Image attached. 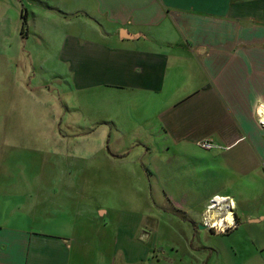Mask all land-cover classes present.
Listing matches in <instances>:
<instances>
[{
    "label": "crops",
    "instance_id": "crops-1",
    "mask_svg": "<svg viewBox=\"0 0 264 264\" xmlns=\"http://www.w3.org/2000/svg\"><path fill=\"white\" fill-rule=\"evenodd\" d=\"M122 28L140 36L121 39ZM50 53L58 55L53 69L43 66ZM57 67L68 68L77 89L135 98L122 117L100 116L98 125L110 122L115 138L137 140L148 180L163 174L164 199L118 210L102 198L86 207L76 195L88 193L17 187L25 174L11 171V153L27 141L14 139L19 111L27 121L31 111L56 108L50 84L67 80ZM260 105L264 0H0V264H156L162 232L171 246L185 239L197 258L189 241L206 232L203 213L215 195L234 202L238 222L232 233H216L227 234L245 264H264ZM203 141L215 146L202 148ZM239 225L261 231L239 239ZM209 248L212 258L218 249Z\"/></svg>",
    "mask_w": 264,
    "mask_h": 264
},
{
    "label": "rangeland",
    "instance_id": "rangeland-1",
    "mask_svg": "<svg viewBox=\"0 0 264 264\" xmlns=\"http://www.w3.org/2000/svg\"><path fill=\"white\" fill-rule=\"evenodd\" d=\"M57 56V53H50L47 57L49 61L43 65L44 68L47 66L55 68ZM56 72L64 74L67 78L65 81L50 84L57 90L54 93L49 92L56 108H49V112L31 111V119L27 121L25 120L27 114L19 111L20 118L16 121L14 139L27 141L23 146L15 144L11 153V171L25 174L21 180L18 179L20 185L15 181L17 187H26L33 191L45 189L64 193H88L91 194L88 197L76 195V198H85L86 207L99 205L100 202L97 200L102 198L107 199L103 203L118 210L130 206H135L137 209L144 208L146 201L151 202L154 198L164 199V193L170 190L160 188L163 186V174L153 173L157 179L154 181L155 186V183L148 180L147 169L150 166L140 161L139 149L134 147L137 140L129 137L115 138L118 134L110 122H104L105 126L98 125V122L104 121L100 120V116L122 117L123 112H126L128 99H132L135 103V98L126 90L108 87L77 89L73 81L71 82L68 68L64 70L57 67ZM107 99L110 101L109 104L105 103ZM47 119L55 121L56 125L46 124ZM92 127L96 128L94 135H90L89 129ZM108 143L111 144V149ZM104 146L106 151L97 149ZM127 146L128 153L125 152V155L116 153L117 150L123 148L125 150ZM155 152L156 157L163 159L158 150ZM145 162L149 163L148 156L145 157ZM92 198L95 199L91 200ZM235 209L234 205V212ZM204 215L205 212L203 218ZM250 227V231H247L245 226L239 225L240 229L236 232L238 238L241 239L245 232L257 234L261 231L255 225ZM161 228L162 226L160 231ZM206 229V232L201 233L200 236L196 234L193 242L189 241V249L201 254L197 258L186 252L188 246L185 239L180 238L178 245L171 246L170 241H163L169 235L162 232L158 241L159 246H163L160 249L164 253L159 254V258L156 256L158 252L154 254L158 259L155 261L156 264H245L243 258L239 259V256L233 253L231 243L225 237L235 229L221 235L215 231L214 236L208 228ZM230 239L234 240V236ZM210 246L218 249L212 258L208 253ZM175 247L178 251L173 250Z\"/></svg>",
    "mask_w": 264,
    "mask_h": 264
},
{
    "label": "built area",
    "instance_id": "built-area-1",
    "mask_svg": "<svg viewBox=\"0 0 264 264\" xmlns=\"http://www.w3.org/2000/svg\"><path fill=\"white\" fill-rule=\"evenodd\" d=\"M262 105L259 106L258 110H261ZM256 110L258 122L262 128H264V115H259ZM202 148L207 150L213 149L215 146L212 143L203 141L201 144ZM228 214L232 215L233 219L228 221ZM237 217L234 212V202L228 197H222V195H215L210 199V203L207 205V209L203 218V223L206 228L212 231H220L226 233L230 230L237 228Z\"/></svg>",
    "mask_w": 264,
    "mask_h": 264
},
{
    "label": "water",
    "instance_id": "water-1",
    "mask_svg": "<svg viewBox=\"0 0 264 264\" xmlns=\"http://www.w3.org/2000/svg\"><path fill=\"white\" fill-rule=\"evenodd\" d=\"M139 36L140 35H138V34H132V32L126 28H122L120 30V38L121 39H134V38L139 37ZM201 227L206 229L205 225H203Z\"/></svg>",
    "mask_w": 264,
    "mask_h": 264
},
{
    "label": "trees",
    "instance_id": "trees-1",
    "mask_svg": "<svg viewBox=\"0 0 264 264\" xmlns=\"http://www.w3.org/2000/svg\"><path fill=\"white\" fill-rule=\"evenodd\" d=\"M22 21H23V24H22V33H23V32H25L27 30V24H28L27 15H26V13H24V11H23V15H22ZM125 154L126 153H124L122 155H125Z\"/></svg>",
    "mask_w": 264,
    "mask_h": 264
},
{
    "label": "clouds",
    "instance_id": "clouds-1",
    "mask_svg": "<svg viewBox=\"0 0 264 264\" xmlns=\"http://www.w3.org/2000/svg\"><path fill=\"white\" fill-rule=\"evenodd\" d=\"M258 114L264 115V108H262L261 110H258ZM261 122L264 123V120H262Z\"/></svg>",
    "mask_w": 264,
    "mask_h": 264
},
{
    "label": "bare ground",
    "instance_id": "bare-ground-1",
    "mask_svg": "<svg viewBox=\"0 0 264 264\" xmlns=\"http://www.w3.org/2000/svg\"><path fill=\"white\" fill-rule=\"evenodd\" d=\"M262 108H264V105H262L261 109H262ZM230 219H232V216L229 214V216H228V219H227V220L229 221Z\"/></svg>",
    "mask_w": 264,
    "mask_h": 264
}]
</instances>
